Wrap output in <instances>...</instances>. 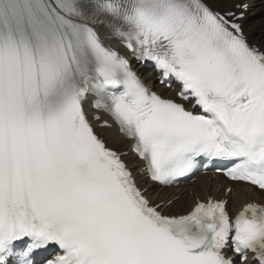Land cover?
Here are the masks:
<instances>
[{"label":"snow or ice","instance_id":"1","mask_svg":"<svg viewBox=\"0 0 264 264\" xmlns=\"http://www.w3.org/2000/svg\"><path fill=\"white\" fill-rule=\"evenodd\" d=\"M251 7L0 0V264H264V200L233 218L228 198L187 212L154 198L209 169L264 197V14L257 26Z\"/></svg>","mask_w":264,"mask_h":264},{"label":"bare ground","instance_id":"2","mask_svg":"<svg viewBox=\"0 0 264 264\" xmlns=\"http://www.w3.org/2000/svg\"><path fill=\"white\" fill-rule=\"evenodd\" d=\"M232 1L233 0H228L229 5L231 4ZM252 4H255V6L248 13L249 20H252L254 18L255 22H256V24L258 26L259 23H260V17H258V13L260 12V8L261 7L264 8V3H262L261 0H253ZM255 39L258 40V41L260 40V33L259 32L256 33ZM137 68L139 70H141V71H142V68H143V70L145 71V67H143V66H138L137 65ZM144 78L146 79V81L149 84H151V83L156 84V76H155V74L153 73L152 70L145 71ZM157 87L159 89H163V90L167 91L169 93V95L172 94L171 90H167L166 88H164L162 86H159V85H157ZM106 135L108 136L109 139H111L112 136H115L116 135L115 127L113 129L109 130L106 133ZM129 142H131V141L125 140L122 143L117 144L115 146L120 148V149H122V150H126V149H128V146L130 145ZM130 157H131V154H130ZM208 180H209L208 177H207V180H203L202 177L199 179L200 185L203 187L202 192H200L201 195L206 194L208 185H210L212 183V180L211 181H208ZM220 182H221V180H220ZM231 185H232V187H234V189L237 190V194L236 195L228 197L229 201H230L229 202V205H230L229 208H230L231 211L237 210L238 208H240L242 206V204L244 202L248 201L249 199L258 200V201L259 200H264V197H260L259 194L251 193V192H247V191H240L238 186H234L233 184H231ZM213 192L219 197L224 196V189L219 192V195L216 193L215 190ZM178 194H179V191L176 190L175 188H170V189L161 188V189H157L156 190V193L154 194V198H166V197L173 198L174 196H177ZM188 198H189L188 196L182 197L179 200V202L177 203L176 207L173 209V211H176V212H187V210H189V208L193 204L192 200L190 201V205L187 204L188 202L186 203L184 201V199H188ZM181 204H182V206H181Z\"/></svg>","mask_w":264,"mask_h":264},{"label":"rangeland","instance_id":"3","mask_svg":"<svg viewBox=\"0 0 264 264\" xmlns=\"http://www.w3.org/2000/svg\"><path fill=\"white\" fill-rule=\"evenodd\" d=\"M252 8H253V7H251V9H252ZM251 9H250V11H251ZM262 14H264V8H263V7L260 8V12L258 13V17L261 18ZM258 26H259V25H258Z\"/></svg>","mask_w":264,"mask_h":264}]
</instances>
